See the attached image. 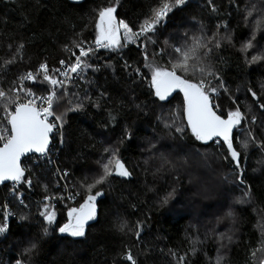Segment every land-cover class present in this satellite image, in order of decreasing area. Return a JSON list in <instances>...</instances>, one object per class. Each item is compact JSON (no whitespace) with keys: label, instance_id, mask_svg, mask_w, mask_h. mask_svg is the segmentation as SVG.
<instances>
[{"label":"trees","instance_id":"obj_1","mask_svg":"<svg viewBox=\"0 0 264 264\" xmlns=\"http://www.w3.org/2000/svg\"><path fill=\"white\" fill-rule=\"evenodd\" d=\"M162 2L0 0V89L20 87L35 97L46 96L50 85L43 80L41 64L60 78L55 70H62L61 60L75 63L77 43L94 50L82 58L91 67L78 77L73 74L69 95L53 108L63 133L57 169L60 175L68 173V186L78 198L48 206L55 212L49 224L41 215L44 205L30 196L21 203L7 198V185L0 187V215L5 199L14 215L0 242V264H131L123 258L129 250L137 264H177L180 256L184 264H215L218 257H223L221 264L264 260V251L252 256L264 247V109L259 106L264 104V0H186L149 33L151 41H126L120 29L122 46L95 49L102 8L114 7L115 22L123 20L136 32ZM194 38L206 47L196 49L188 73L177 69V74L216 87L210 103L222 118L237 108L244 114L232 133L241 153L239 168L223 140L195 137L185 117L183 92L165 102L151 84L153 68L171 69L179 56L175 48L193 47ZM249 43L252 47L246 48ZM29 72L35 82L20 79ZM19 97L20 102L32 98L23 90ZM4 107L0 101V127L9 129ZM14 107L7 105L9 111ZM113 152L130 175L113 174L91 190L103 195L95 201L96 217L83 237L60 233L69 222V209L86 201L88 185L103 174L102 164ZM43 169L30 166L24 177L32 180L33 195L57 197V178Z\"/></svg>","mask_w":264,"mask_h":264},{"label":"snow or ice","instance_id":"obj_2","mask_svg":"<svg viewBox=\"0 0 264 264\" xmlns=\"http://www.w3.org/2000/svg\"><path fill=\"white\" fill-rule=\"evenodd\" d=\"M186 0H174V3H169L167 0H163L161 6L153 9L150 19H146L141 27L136 31L129 27L127 23L120 20L115 22L114 13L116 9L114 7L102 8L98 13L97 29L98 35L96 36V46L104 48H113L122 46L120 44L119 32L120 29H124V38L129 40L130 38L139 39L143 37L144 40L151 41L152 33L156 30V26L171 12L174 7L181 6ZM195 39V45L191 48H175V52L179 56L175 59V62H171V69L155 67L152 71L151 84L155 88V95L160 100H165L174 89H180L184 93L186 101V114L188 124L190 125L193 134L198 140L208 141L213 137H221L227 144L230 156L235 162L236 167H240L241 153L233 146V129L241 125L245 119L244 114L237 108L235 111L229 112L227 118L224 119L220 115H217L216 111L210 103V93H216L217 88L211 87L207 84L205 79H201L199 82L193 83L191 79L183 78L177 74V69L184 73H188L192 66L189 64L190 60H193L194 53L198 47H206L205 44L199 38ZM83 42L77 43L75 47L79 51V55L75 52L72 55L75 57V63L68 64L64 70L56 69L59 76L63 79L55 78L48 73L46 64L40 65V70L43 73V80L50 85L48 94L46 96L35 97V94L30 90H25L20 87L16 89H10L5 91L0 89V101L4 102L5 107V119L7 123L11 125L10 129L0 127V141H4L3 146L0 147V182L6 180L20 181L24 176V170L20 166V158L22 155L28 152H40L44 153L49 144V134L53 132V129L59 127L56 121H61V117L56 116L55 120L49 122V117L53 116L54 104L58 102L63 96L69 95L67 87L73 81V75L79 76L85 69L91 67L87 63L86 59L90 53L94 50L92 48H85L82 46ZM147 48V44L143 45ZM217 46H219L217 44ZM246 48L252 47L251 43L245 46ZM23 48V45H20ZM19 51V49H18ZM210 51V49H209ZM145 59H148V53H144ZM259 57H253V60H257ZM14 61H8L12 63ZM60 64L64 66L65 61L61 60ZM199 71L203 74L205 69L199 68ZM207 75H213L211 72H207ZM21 80H32L35 82L36 77L29 72L26 76L21 77ZM219 79V77H217ZM220 87H223L221 83ZM25 91L27 97H32L26 100V102H20L19 92ZM252 96L257 98L256 93L249 89ZM15 92L16 95L12 96L11 93ZM36 99L42 101L41 105L36 104ZM7 105H14V111H9ZM46 105V106H44ZM264 109V104L259 105ZM80 107V105H77ZM255 120H253V123ZM177 131L182 129L177 128ZM10 133V134H9ZM248 136L252 141H255V136L249 131ZM247 147V142L243 145ZM261 146H264L262 142ZM111 159L107 163L102 164L103 174L95 180L94 183L88 185L89 195L86 201L80 205L79 208H71L68 211L69 222L61 226L58 231L60 233H67L72 237H83L85 235V225L88 221L94 220L96 217V204L95 201L98 197L102 196L101 191H97L94 195L91 194V190L98 184H103L107 178L113 174L127 177L130 175L124 164L117 157L115 152L111 153ZM114 165V167H112ZM242 175V172H241ZM30 184L31 182L28 181ZM241 184L244 181L241 179ZM245 196L248 195L246 191ZM47 199V198H46ZM48 206L45 205V211L41 213L45 220L52 224L55 221V212H49ZM23 219V218H22ZM126 225H121V230ZM141 225L137 224V231L135 233L137 239L141 235ZM6 230L5 227L0 226V233ZM47 231V230H45ZM35 247V245H33ZM195 251V249H193ZM257 251H264V247H261L252 252V256H256ZM173 255H175L173 253ZM124 259L130 261L131 264H137V260L129 250L124 254ZM223 257H218L215 264H221ZM185 257L180 256L177 260V264H184ZM264 264V260L260 262Z\"/></svg>","mask_w":264,"mask_h":264},{"label":"built area","instance_id":"obj_3","mask_svg":"<svg viewBox=\"0 0 264 264\" xmlns=\"http://www.w3.org/2000/svg\"><path fill=\"white\" fill-rule=\"evenodd\" d=\"M95 49L102 50L103 48L102 47L97 48L96 46ZM66 66L67 64L62 66V70H64ZM59 79H63V78L60 77ZM25 81H30V80H25ZM26 100H24V102H26ZM41 103H42L41 100L36 99V104L38 106L41 105ZM54 120H55V116L53 114V116L49 117V122H52ZM56 123L60 125L58 121H56ZM62 149H63V133H62L61 125H60L59 127H56L53 129L52 143H51V146L48 152L40 156H29L24 159L26 160V162L22 164L23 170H27L30 166H32L38 169L44 168L41 171L52 173V175L55 178H57V181H58L56 182V185H55L56 190H58L57 197H47V196L38 197V196L33 195L32 180L27 179L24 176L20 181H14L10 184H7V187L5 190L6 197L14 198L15 200L21 203L24 201V198H27V196H30L33 200L36 201L37 204H41L44 206L45 205L58 206L64 203H75L78 198V195L76 193H72L68 186L69 184L67 180L68 173L64 172L63 175H60L57 169V165H56V160L58 159L60 155V151ZM28 181H30L31 183L29 184ZM12 219H14V215H12L8 207V202L5 199L1 205V215H0L1 225L0 226L5 227L6 230L3 233H0V242L5 239L7 230L9 229L10 221ZM16 264H21V263L20 261H18Z\"/></svg>","mask_w":264,"mask_h":264},{"label":"water","instance_id":"obj_4","mask_svg":"<svg viewBox=\"0 0 264 264\" xmlns=\"http://www.w3.org/2000/svg\"><path fill=\"white\" fill-rule=\"evenodd\" d=\"M153 89H154V91H155V88H154V87H153ZM178 91L183 92V91H181V90L178 89V88H177V89H174V90L171 92V94H170L165 100H163V101L168 102L170 99H172V98L174 97V95H175ZM211 106H212V105H211ZM186 107H187V105H186ZM186 107H185V109H184V113H185V117H186V120H187ZM212 107H213V106H212ZM213 110H214V109H213ZM214 111H215V110H214ZM187 124H188V120H187ZM8 125H9V129H10L11 125H10V124H8ZM188 126L190 127L189 124H188ZM190 128H191V127H190ZM191 130H192V129H191ZM214 140H223V139H222L221 137H213L211 140H208V141H214ZM51 143H52V133L49 134V144H48L47 149H46V151H45L44 153H40V152L32 151V152L25 153L24 155L21 156V158H20V166H21V168H22V162H23V160H24L25 158H27V157H29V156H40V155L46 154V153L48 152L50 146H51ZM12 182H14V181H12V180H6V181H3V182H0V186H4V185L10 184V183H12ZM90 222H91V220L87 222V224L85 225V227H86V226L88 225V223H90Z\"/></svg>","mask_w":264,"mask_h":264},{"label":"rangeland","instance_id":"obj_5","mask_svg":"<svg viewBox=\"0 0 264 264\" xmlns=\"http://www.w3.org/2000/svg\"><path fill=\"white\" fill-rule=\"evenodd\" d=\"M121 33H123V32H121ZM118 35H119V39H120V35H121V34H118ZM62 234L68 235L67 233H62ZM69 236H70V235H69Z\"/></svg>","mask_w":264,"mask_h":264},{"label":"bare ground","instance_id":"obj_6","mask_svg":"<svg viewBox=\"0 0 264 264\" xmlns=\"http://www.w3.org/2000/svg\"><path fill=\"white\" fill-rule=\"evenodd\" d=\"M39 69V68H38ZM28 84V83H27ZM41 173V172H40Z\"/></svg>","mask_w":264,"mask_h":264}]
</instances>
